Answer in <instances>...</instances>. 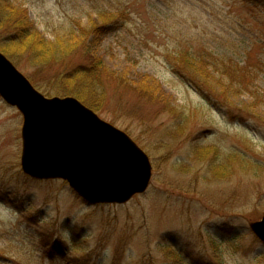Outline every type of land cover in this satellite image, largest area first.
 <instances>
[{
  "label": "rangeland",
  "instance_id": "rangeland-1",
  "mask_svg": "<svg viewBox=\"0 0 264 264\" xmlns=\"http://www.w3.org/2000/svg\"><path fill=\"white\" fill-rule=\"evenodd\" d=\"M15 2L51 42L98 27L93 44L112 75L97 113L149 154L153 175L129 202L96 205L63 179L29 177L23 115L0 96V264H264L250 228L264 214V0ZM187 50L248 67L262 103L245 89L229 114V100L176 72L170 60ZM10 59L47 97L74 96L59 77L80 56Z\"/></svg>",
  "mask_w": 264,
  "mask_h": 264
},
{
  "label": "water",
  "instance_id": "water-1",
  "mask_svg": "<svg viewBox=\"0 0 264 264\" xmlns=\"http://www.w3.org/2000/svg\"><path fill=\"white\" fill-rule=\"evenodd\" d=\"M0 96L23 115L29 177L63 179L90 205L127 203L148 190L150 156L127 132L75 96L47 97L1 50ZM250 228L264 243V214Z\"/></svg>",
  "mask_w": 264,
  "mask_h": 264
},
{
  "label": "trees",
  "instance_id": "trees-1",
  "mask_svg": "<svg viewBox=\"0 0 264 264\" xmlns=\"http://www.w3.org/2000/svg\"><path fill=\"white\" fill-rule=\"evenodd\" d=\"M97 29L93 24L90 28L81 27L80 32L76 34L74 26L65 35L64 40L58 35L56 40L51 42L31 21L27 8L17 5L15 0H0V50L12 60L18 54L27 53L32 63L58 64L66 59L73 61L80 56L83 61L73 65V68L59 77V81L64 90L66 89L65 93L74 95L99 112L104 100L103 77L110 78L112 74L103 59L96 54L92 37ZM201 56V52L187 50L172 56L170 61L180 76L217 103L226 105V100H229V114L234 113L231 100L245 89L250 91L257 104L262 103L264 97L261 99L260 94L251 89L250 85L254 83L255 78L248 67H240L231 62L227 66L223 61L216 60L205 62ZM197 63L205 66L198 67ZM206 66L212 67L207 69ZM246 113V108L238 110L241 116Z\"/></svg>",
  "mask_w": 264,
  "mask_h": 264
}]
</instances>
